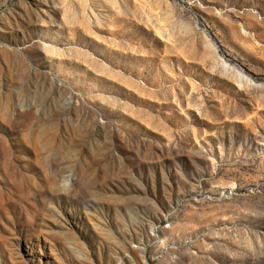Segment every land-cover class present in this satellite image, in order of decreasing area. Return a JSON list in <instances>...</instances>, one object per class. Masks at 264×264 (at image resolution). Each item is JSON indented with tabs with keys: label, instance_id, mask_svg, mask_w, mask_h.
Returning a JSON list of instances; mask_svg holds the SVG:
<instances>
[{
	"label": "rangeland",
	"instance_id": "rangeland-1",
	"mask_svg": "<svg viewBox=\"0 0 264 264\" xmlns=\"http://www.w3.org/2000/svg\"><path fill=\"white\" fill-rule=\"evenodd\" d=\"M0 264H264V0H0Z\"/></svg>",
	"mask_w": 264,
	"mask_h": 264
}]
</instances>
